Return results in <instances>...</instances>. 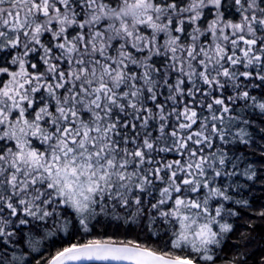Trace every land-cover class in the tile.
<instances>
[{"label": "snow or ice", "instance_id": "obj_1", "mask_svg": "<svg viewBox=\"0 0 264 264\" xmlns=\"http://www.w3.org/2000/svg\"><path fill=\"white\" fill-rule=\"evenodd\" d=\"M253 191L264 0H0V264H264Z\"/></svg>", "mask_w": 264, "mask_h": 264}, {"label": "trees", "instance_id": "obj_2", "mask_svg": "<svg viewBox=\"0 0 264 264\" xmlns=\"http://www.w3.org/2000/svg\"><path fill=\"white\" fill-rule=\"evenodd\" d=\"M248 195H249V192H245L244 193L245 197H247ZM251 195H252V197H260V196H264V193H261L259 191H253V192H251ZM258 203H264V201H260ZM255 206H258V204H255L254 207ZM247 223H248L247 220L241 221V224H245L246 225ZM257 223H258V221H257ZM243 235H244V237H248L249 235H255V233H252V234L244 233Z\"/></svg>", "mask_w": 264, "mask_h": 264}]
</instances>
